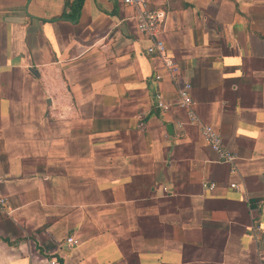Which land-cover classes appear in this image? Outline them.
Instances as JSON below:
<instances>
[{"label": "crops", "instance_id": "obj_1", "mask_svg": "<svg viewBox=\"0 0 264 264\" xmlns=\"http://www.w3.org/2000/svg\"><path fill=\"white\" fill-rule=\"evenodd\" d=\"M74 1L0 0V264H257L264 0L149 1L231 164L185 110L156 108L176 87L133 9Z\"/></svg>", "mask_w": 264, "mask_h": 264}, {"label": "built area", "instance_id": "obj_2", "mask_svg": "<svg viewBox=\"0 0 264 264\" xmlns=\"http://www.w3.org/2000/svg\"><path fill=\"white\" fill-rule=\"evenodd\" d=\"M149 1L150 0H122V3L126 7L132 8L134 11L132 19L135 23L137 33L150 41V45L146 48V54L160 61L165 75L176 87V97L173 101H167L160 93L155 95L156 108L161 113H166L173 107L185 110L189 122L191 124H198L200 137L208 147L217 154L219 160L227 164L233 163L236 158L225 149L218 131L210 125L198 123V118L192 110V98L190 96L192 86L188 81H183L181 71L172 57L168 54L162 38L163 24L166 20L167 13L162 9H151L149 7ZM155 78L160 80L162 77L157 75ZM233 173H235L234 170H232V174ZM230 187L237 189L238 185L236 183H231ZM209 188L212 189L213 185H210ZM6 207L7 199L0 189V209L3 210ZM77 244L78 241L73 237H68L66 239V245L68 247H73ZM256 257L257 264H264V251H258ZM49 264L58 263L55 260H50Z\"/></svg>", "mask_w": 264, "mask_h": 264}, {"label": "trees", "instance_id": "obj_3", "mask_svg": "<svg viewBox=\"0 0 264 264\" xmlns=\"http://www.w3.org/2000/svg\"><path fill=\"white\" fill-rule=\"evenodd\" d=\"M81 1H82V0H76V1H74V3L71 5V8H72L73 5H75L74 10H75L76 12H78L79 7H80V5H81Z\"/></svg>", "mask_w": 264, "mask_h": 264}]
</instances>
